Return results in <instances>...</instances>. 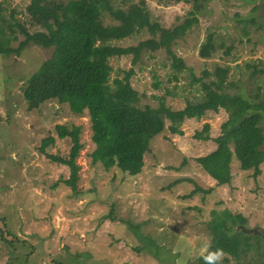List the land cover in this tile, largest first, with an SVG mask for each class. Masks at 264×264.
<instances>
[{"label": "rangeland", "instance_id": "rangeland-1", "mask_svg": "<svg viewBox=\"0 0 264 264\" xmlns=\"http://www.w3.org/2000/svg\"><path fill=\"white\" fill-rule=\"evenodd\" d=\"M28 1L0 0L2 13L8 17L14 10L16 18L26 19ZM144 1L152 21L171 29L191 10L193 0ZM201 2L197 23L176 39L171 49L196 76H202L203 70L212 72L216 66H228L227 81L232 84L228 85L229 92L249 98L259 90L264 99V72L259 71L264 68V0ZM115 3L125 6L127 2ZM249 16L260 27L244 34L240 28ZM103 21L114 22L108 15ZM210 32L221 45L209 58H202L199 45ZM149 36L142 31L114 43L135 45ZM51 51L29 44L19 55L0 56V229L5 225V231L0 232V264H195L196 257L184 253L189 247H198L203 239L211 240L213 209L242 214L246 217L243 229L264 235V161L254 177L253 168L240 169L233 155L231 179L222 185H217L195 161L216 147L213 138L220 134L227 116L223 109L209 111L199 119H186L180 125L181 134H172L166 121L163 131L150 140L137 175L123 174L115 167L106 171L90 157L94 144L86 112L75 115L67 105L55 101L26 109L24 82ZM109 61L111 76L122 77L123 71L133 70L130 83L141 96V103L155 106L156 97L165 95L166 104L179 109L203 94L198 84L189 85L186 69L173 77L169 56L163 49L144 52L136 63L130 56ZM209 78L213 76L204 80ZM154 81L159 82L158 88ZM167 89L171 94H166ZM205 122L210 126V139L195 138L194 133ZM61 123L81 127L82 148L75 160L79 165L76 190L81 192L77 196L63 183L68 168L38 150L41 139ZM259 125L264 133V113ZM70 146V139L56 137L47 150L65 154ZM259 249L263 253L262 240ZM251 254L239 260L223 255L220 262L263 264V254ZM224 257L227 262H223Z\"/></svg>", "mask_w": 264, "mask_h": 264}, {"label": "trees", "instance_id": "trees-1", "mask_svg": "<svg viewBox=\"0 0 264 264\" xmlns=\"http://www.w3.org/2000/svg\"><path fill=\"white\" fill-rule=\"evenodd\" d=\"M121 1L127 2L125 6L116 4L115 0H29L26 7L28 17L23 20L14 16V10L6 17L0 5V56L19 55L29 44L52 48L50 56L24 82L22 94L26 109H37L46 101H55L67 105L75 115L86 112L94 144L90 153L92 162L100 164L106 171L115 167L121 173L132 176L141 172L149 142L163 131L166 121L172 134H181L180 125L186 119H199L209 111L223 109L227 116L220 126V134L213 138L216 147L206 155L196 157L195 161L217 185L230 181L233 155L240 169L253 168V176L256 177L260 173L259 165L264 161V133L259 125L264 113V99L259 90L249 98L229 92L228 66H216L212 72L203 70L202 76H196L171 49L176 39L184 36L197 23L196 15L201 12L203 3L193 0L187 15L167 29L152 21L144 0ZM105 15L114 22L105 24ZM249 17L242 21L240 29L244 34L249 29L260 27L254 17ZM142 31H147L150 36L135 45L114 43ZM18 33L22 34V39L18 40ZM15 41L17 45L13 46ZM220 45L216 43L214 33L210 32L199 45L198 55L209 58ZM230 48L227 47L225 54ZM158 49L168 54L174 78L182 70L189 72V85L198 84L203 91L199 100L173 109L166 104L163 95L156 97L157 104L151 106L141 103V96L132 87L131 68L123 71L122 77L111 76L110 58L130 56L132 63H136L144 52ZM259 71L264 72V68ZM206 76L213 78L205 81ZM153 85L158 88L159 82L154 81ZM166 94H171L169 89ZM209 128L205 122L193 136L208 140ZM52 129L56 136L51 130L41 139L38 150L50 161L68 168L69 175L63 183L77 196L81 192L76 190L79 165L75 160L82 148L81 127L61 123L55 124ZM56 137L71 140L67 153L55 154L47 150L48 146L54 145ZM199 189L195 187L194 190ZM211 214L214 217L210 224L212 248L222 249L223 255L235 260L250 252L262 256L259 235L251 234L241 226L246 223L245 216L225 208L213 209ZM111 216L112 209L108 218ZM2 227L0 232L5 231V225ZM6 232L12 233L10 230ZM148 241L157 245L153 240ZM8 246L14 247L11 244ZM152 253L158 256L156 251ZM227 261L228 258L224 257L223 262ZM195 264H204V261L196 257Z\"/></svg>", "mask_w": 264, "mask_h": 264}, {"label": "clouds", "instance_id": "clouds-1", "mask_svg": "<svg viewBox=\"0 0 264 264\" xmlns=\"http://www.w3.org/2000/svg\"><path fill=\"white\" fill-rule=\"evenodd\" d=\"M190 258L199 257L204 264H219L223 251L220 248H212L208 239H203L196 248L189 247L184 253Z\"/></svg>", "mask_w": 264, "mask_h": 264}, {"label": "flooded vegetation", "instance_id": "flooded-vegetation-1", "mask_svg": "<svg viewBox=\"0 0 264 264\" xmlns=\"http://www.w3.org/2000/svg\"><path fill=\"white\" fill-rule=\"evenodd\" d=\"M248 231V230H247ZM249 232V231H248ZM258 235H259V237H260V240H262L263 241V255H264V235L263 234H259V233H257ZM263 264H264V262H263Z\"/></svg>", "mask_w": 264, "mask_h": 264}]
</instances>
